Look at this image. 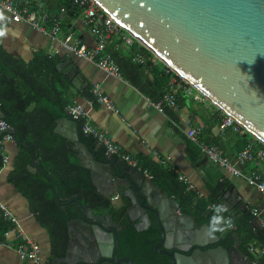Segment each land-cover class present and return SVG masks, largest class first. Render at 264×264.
I'll return each mask as SVG.
<instances>
[{"label": "water", "instance_id": "95a60500", "mask_svg": "<svg viewBox=\"0 0 264 264\" xmlns=\"http://www.w3.org/2000/svg\"><path fill=\"white\" fill-rule=\"evenodd\" d=\"M91 1L163 66L264 146V0ZM72 69L59 68L64 73ZM72 82L76 88L82 87L79 78ZM55 133L72 143L99 195L121 196L127 201L125 216L138 232L155 223L157 248L162 247L161 254L171 264H256L251 255L258 259V253L250 244L243 247L233 230L208 238V226L199 228L193 217L182 213L178 202L141 172L113 160L109 153L99 159L101 145L89 148L81 143L72 119L59 120ZM55 200L58 202L57 191ZM78 206L82 217L68 223L67 252L57 264H96L102 259L133 264L128 258L117 259L122 226L109 215H95L90 208ZM75 223L82 229L77 233L78 242L73 237ZM251 225L258 233L262 230L257 220ZM228 238L233 245L223 247Z\"/></svg>", "mask_w": 264, "mask_h": 264}, {"label": "crops", "instance_id": "0c3cea01", "mask_svg": "<svg viewBox=\"0 0 264 264\" xmlns=\"http://www.w3.org/2000/svg\"><path fill=\"white\" fill-rule=\"evenodd\" d=\"M26 1L31 11L44 12L58 18L65 27L61 25V35L72 33L89 50L96 48L97 41L85 24L82 10H78L81 12L71 17L66 16V13L62 11L64 6L61 1L33 0L38 5L36 11L33 10L31 1ZM43 30L40 32L27 24L13 23L10 16L0 10V47L5 52L25 63L31 62L38 54L52 58L59 57L64 62L58 67V71L71 82L76 78L82 81L81 88H76L72 82V89L66 94L67 109L76 104L83 107L87 122L109 137L126 155L137 161L140 169H149L150 173L151 168L148 166L152 163L162 166L178 179L187 178L194 187L195 198L206 202L208 209L215 205L211 202L212 198L219 204L225 205L228 209L226 213L233 218L240 219L246 212H250L254 220L260 223L264 234V195L256 188L249 186L243 179L234 177L212 164L203 152L186 138L185 134L189 129H201V142L218 147L223 155L230 159H234L249 144L253 145L255 151L262 149L258 141L253 137L242 140L243 131L240 134L231 130L221 132L218 126L225 115L177 76L180 81L172 79L169 90L177 94L178 109L172 110V114L166 111L160 113L153 103L144 98L123 78L122 74L121 78H114L101 70L94 62L69 54L59 43L51 41L49 25H45ZM116 39L109 40L107 45H113L118 40ZM135 45L142 47L136 41L131 45L124 42L120 50L128 53ZM144 50L147 51L145 48ZM135 54L133 57L139 55L146 60L141 51ZM151 61L153 65H162L153 56ZM63 65L66 66V70L72 67V71L65 73L60 71L59 68ZM96 85L101 87L103 95L111 102L110 107L99 104L92 97L90 99L83 97L82 94L85 91H91ZM6 152L8 164L0 171V203L7 207L16 218L27 239L38 245L41 264H47L50 258L47 233L36 223L29 211L28 203L7 182V176L14 166L18 149L14 144H8ZM113 160L121 159L113 156ZM135 170L139 171L136 168ZM242 170L246 174H264V163L260 167L249 163ZM154 183L174 199L160 184ZM175 201L177 202L178 199ZM3 242L0 243V264H26L17 250L18 245L21 244L17 232H10L6 239L4 236ZM250 246L259 257L264 252V246L259 243H250Z\"/></svg>", "mask_w": 264, "mask_h": 264}, {"label": "trees", "instance_id": "16d2710c", "mask_svg": "<svg viewBox=\"0 0 264 264\" xmlns=\"http://www.w3.org/2000/svg\"><path fill=\"white\" fill-rule=\"evenodd\" d=\"M30 1L36 11L38 5L35 1ZM58 1L63 3L62 9L66 16L72 17L81 12L78 11L80 8L68 0ZM113 39L117 41L111 46L107 42L105 52L119 67L123 78L151 103L162 102L170 91L171 80L180 79L162 65H153L152 55L144 48L135 45L128 53H124L120 50L124 44L122 35H115L111 38ZM137 51L145 55L144 65L133 62ZM63 62L59 57L38 54L31 62L25 63L0 47V113L4 123L11 128L14 145L18 149L7 182L28 203L36 223L46 231L50 244V260L64 255L68 243L67 225L71 221L79 220L83 214L79 204L90 208L95 215H109L115 221H123L125 230L118 236V257H128L134 264H167L164 257L157 256L154 252V245L159 237L157 230L154 228L146 236V233L137 232L133 225H127V202L117 207L110 198L99 195L92 184L90 172L80 165L72 143L55 133L59 120L71 119L66 94L72 89V82L58 71ZM82 95L89 99L92 97L91 91H85ZM164 111L172 114L169 108H164ZM83 123L77 122L79 141L89 148L96 146V141L84 134ZM242 131V140L245 141L250 135ZM259 147L264 148L262 144ZM105 155V149L101 148L99 159ZM148 168H151L153 182L160 184L174 199H178L183 214L192 215L197 226H209L215 213L208 210L206 202L195 198V194L188 192L176 175L162 166L150 163ZM56 191L58 202L55 200ZM211 202L219 204L212 198ZM222 215L225 219H231L233 233L240 238L243 247L250 243L264 246V234L262 230L258 233L251 225L254 217L250 212H246L240 219L233 218L226 212ZM8 228L9 224L0 220V243L4 241ZM225 231L215 235L220 236ZM225 244L232 245L229 239ZM257 260L258 264H264V252Z\"/></svg>", "mask_w": 264, "mask_h": 264}, {"label": "built area", "instance_id": "2783aa9c", "mask_svg": "<svg viewBox=\"0 0 264 264\" xmlns=\"http://www.w3.org/2000/svg\"><path fill=\"white\" fill-rule=\"evenodd\" d=\"M74 6L80 8L85 16V24L89 27L90 32L97 41V46L94 50H89L87 46L72 33H66L61 35V22L54 16H49L44 12H33L30 10L29 4L26 0H0V10L10 16L13 23L27 24L33 29L43 32L45 25L50 26L49 38L53 42H57L60 46L69 54H72L80 59H84L90 62H94L101 70L106 72L109 76L114 78H121V72L119 67L113 61L109 54L105 53L106 44L115 35H122L124 42L128 45L134 43V39L124 30L120 28L110 17L106 16L91 0H68ZM62 11L65 12L64 9ZM133 62L144 65L145 60L143 57L137 55L133 58ZM92 98H94L99 104L111 106V102L106 96L103 95L101 87L96 85L91 90ZM158 112L163 113L164 108L171 110H177L176 95L171 91L167 92L163 101L159 104H154ZM69 115L73 121H83L82 130L84 134L90 136L96 141V144H100L106 153L120 158L123 162L133 169H138L145 178L153 181V176L148 170H142L139 168L137 161L132 159L129 155H126L122 149L115 145L112 140L104 133L99 131L95 126L87 122L86 113L80 105L76 104L68 109ZM218 129L223 132L231 130L234 133L240 134L242 128L232 118L224 116L223 120L218 126ZM202 130L199 128L189 129L186 132V138L193 144H195L206 156V158L214 165L227 171L230 175L241 178L247 182L251 187L256 188L260 193L264 195V174L254 173L246 174L242 168L254 163L257 167H260L264 163V148L254 150L253 145L249 144L241 151L234 159L227 158L223 155V152L216 146H209L201 142ZM8 144H14V136L11 128H9L3 120H0V155L2 156V168L8 164V156L6 152V146ZM0 169V171H1ZM179 181L186 186L188 192L194 193V187L187 178L181 177ZM213 206H210L208 210L213 211ZM256 216V213H254ZM229 219V218H226ZM0 220L9 224V230L4 234L5 239L10 232H17L18 238L21 240V244L18 245L17 250L20 257L26 264H41L40 249L37 244L27 239L24 232L20 229L16 218L11 214L9 209L0 203ZM228 229H233L231 223Z\"/></svg>", "mask_w": 264, "mask_h": 264}, {"label": "flooded vegetation", "instance_id": "af4514ba", "mask_svg": "<svg viewBox=\"0 0 264 264\" xmlns=\"http://www.w3.org/2000/svg\"><path fill=\"white\" fill-rule=\"evenodd\" d=\"M110 200H111V202H112V204L113 205H116L117 207H121V206H123L124 204H125V199H123L121 196H117V198H110ZM127 202V201H126ZM113 220V219H112ZM128 220V219H127ZM74 221H78V220H74ZM114 221V223L115 224H117V226H119V224L122 226V229L121 230H119V232H118V236L120 235V234H122L123 232H124V230H125V226H123L122 225V222L123 221H121V220H118V221H115V220H113ZM71 222H73V221H71ZM127 225H133V224H130L129 223V221H128V224ZM134 226V225H133ZM204 226H207L206 224H204V225H201V226H198L199 228H202V227H204ZM75 228L77 229V230H75L76 231V233L73 235V237L74 238H76L77 240H76V242H78V235H77V233L78 232H80V231H82V229L81 228H79V227H77V225H76V223H75ZM134 228H135V226H134ZM156 229L157 230V232H158V236H159V231H158V229H157V226L155 225V223H153L150 227H149V229L148 230H146V231H144L143 233H146V236L147 235H149L150 233H151V231L153 230V229ZM135 230H136V228H135ZM232 230H234V228L232 229ZM137 231V230H136ZM138 232V231H137ZM229 239V238H228ZM227 241V240H226ZM226 241H223L222 242V245H223V247H228L225 243H226ZM158 242H159V237H158V241H157V243L154 245V252L156 253V255L157 256H161V257H164L165 259H166V262H167V264H171V262H170V259L167 257V256H165V255H163V254H161V251H162V247H159V248H157V245H158ZM68 243H69V233H68ZM68 243H67V245H66V249H65V252H64V255L62 256V257H54V258H51V260L50 261H48L47 262V264H57V260L58 259H62V258H64L65 257V255H66V252H67V248H68ZM232 245H233V243H231ZM231 245V246H232ZM90 249V248H89ZM89 249H87L88 251H89ZM124 258H128V257H118V252H117V259L118 260H121V259H124ZM253 260H255L256 261V264H258V260L255 258H253V257H251ZM258 258H259V256H258ZM129 259V258H128ZM131 260V259H130ZM132 261V260H131ZM132 263H133V261H132ZM96 264H116V263H112V262H110V261H108V260H105V259H102V260H99ZM117 264H126V263H117ZM134 264V263H133ZM151 264H161V262H153V263H151Z\"/></svg>", "mask_w": 264, "mask_h": 264}, {"label": "clouds", "instance_id": "9594fccd", "mask_svg": "<svg viewBox=\"0 0 264 264\" xmlns=\"http://www.w3.org/2000/svg\"><path fill=\"white\" fill-rule=\"evenodd\" d=\"M213 211L215 214L211 217L209 226L205 233L208 238H215V233L225 231L226 228L230 227L232 223L230 218L225 219V217L222 215L228 211L225 205H214Z\"/></svg>", "mask_w": 264, "mask_h": 264}, {"label": "rangeland", "instance_id": "374dc122", "mask_svg": "<svg viewBox=\"0 0 264 264\" xmlns=\"http://www.w3.org/2000/svg\"><path fill=\"white\" fill-rule=\"evenodd\" d=\"M251 137V136H250Z\"/></svg>", "mask_w": 264, "mask_h": 264}]
</instances>
